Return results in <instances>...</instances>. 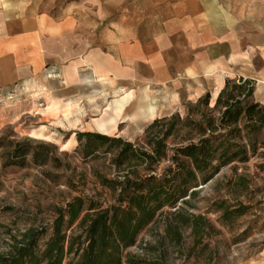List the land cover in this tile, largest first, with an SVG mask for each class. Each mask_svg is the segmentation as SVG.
Masks as SVG:
<instances>
[{
    "label": "crops",
    "instance_id": "0c3cea01",
    "mask_svg": "<svg viewBox=\"0 0 264 264\" xmlns=\"http://www.w3.org/2000/svg\"><path fill=\"white\" fill-rule=\"evenodd\" d=\"M240 77L264 84V0H0V102L23 86L108 85L123 110L140 90L174 100L142 113L154 120Z\"/></svg>",
    "mask_w": 264,
    "mask_h": 264
},
{
    "label": "trees",
    "instance_id": "16d2710c",
    "mask_svg": "<svg viewBox=\"0 0 264 264\" xmlns=\"http://www.w3.org/2000/svg\"><path fill=\"white\" fill-rule=\"evenodd\" d=\"M254 92V80L228 78L213 103L206 93L185 105L184 116L175 112L155 118L138 142L95 132L74 133L84 160L110 156L111 177L94 173L108 197L75 196L55 207L49 226L11 236L8 249L0 252V264H145L143 257L127 249L165 209L173 210V219L165 224L153 249L165 245L182 249L183 229H190V249L199 246L196 254H204L208 243L203 237L211 226L201 215H186L181 206L225 167L234 172L231 184L237 194H245L257 179L264 181V102L256 101ZM26 154L13 146L10 164L23 162ZM31 157L34 164H44L37 152ZM251 160L256 170L252 176L237 173L238 166ZM225 204L218 206L224 223L251 209L238 197L233 208Z\"/></svg>",
    "mask_w": 264,
    "mask_h": 264
},
{
    "label": "rangeland",
    "instance_id": "374dc122",
    "mask_svg": "<svg viewBox=\"0 0 264 264\" xmlns=\"http://www.w3.org/2000/svg\"><path fill=\"white\" fill-rule=\"evenodd\" d=\"M250 60L254 69L262 63L257 55ZM259 86L261 90L258 92L255 83L253 98L264 102V84ZM222 87L219 84L212 87L211 103ZM12 92V99L4 98L0 102V252L8 249L11 236L19 237L29 228L49 226L55 207L64 205L71 198L108 197L95 182L94 173L98 171L111 177L110 156L95 161L84 160L73 133L100 131L110 137L138 142L152 121L142 113L148 109L154 112V108L163 112L174 108L171 98L162 94L143 95L140 90L139 96L132 95L131 104L118 116L114 107L108 105L111 101L114 104L119 98L114 96L122 92L117 90L114 93L108 85L79 87L73 95L63 89L50 90L48 85L23 86ZM189 97L190 100L181 98L172 113L184 116L185 105L197 100L192 94ZM79 100L82 102L78 106L66 104ZM105 108L109 112L103 114ZM115 131L121 134L117 136ZM41 145L49 148L42 149ZM13 146L20 153H27L23 162L15 160L18 165L10 164ZM36 152L44 164L32 162L31 156ZM254 164L255 161L251 160L245 166H238L237 173L252 176L256 171ZM233 179L234 172L230 167L221 169L213 179L196 189L187 205L181 206L186 215H201L211 226L206 228L203 237V242L208 243L204 254H196L199 246L190 249V229H183L182 249L173 245L153 249L163 235L165 224L173 219L170 215L173 210L170 209H165L163 215L145 228L135 246L127 252L143 257L145 264H264V181L257 179L250 183L248 190L241 195L235 192L231 184ZM237 197L243 204L251 205V209L234 221L224 223L218 206L225 201V206L233 208ZM46 238L47 235L43 240Z\"/></svg>",
    "mask_w": 264,
    "mask_h": 264
},
{
    "label": "bare ground",
    "instance_id": "6f19581e",
    "mask_svg": "<svg viewBox=\"0 0 264 264\" xmlns=\"http://www.w3.org/2000/svg\"><path fill=\"white\" fill-rule=\"evenodd\" d=\"M218 92L214 95V99L216 98ZM214 101V100H213ZM127 102V96L126 97H123V98H120V99H116L115 100V107H114V110L116 112V114L118 116L121 115L123 109H124V105L125 103Z\"/></svg>",
    "mask_w": 264,
    "mask_h": 264
},
{
    "label": "built area",
    "instance_id": "2783aa9c",
    "mask_svg": "<svg viewBox=\"0 0 264 264\" xmlns=\"http://www.w3.org/2000/svg\"><path fill=\"white\" fill-rule=\"evenodd\" d=\"M13 92L11 91V92H9L7 95H6V97H5V99L7 98V99H12L13 98Z\"/></svg>",
    "mask_w": 264,
    "mask_h": 264
}]
</instances>
